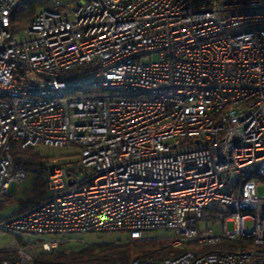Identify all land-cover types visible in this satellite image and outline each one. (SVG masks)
I'll return each mask as SVG.
<instances>
[{
    "label": "built area",
    "instance_id": "obj_1",
    "mask_svg": "<svg viewBox=\"0 0 264 264\" xmlns=\"http://www.w3.org/2000/svg\"><path fill=\"white\" fill-rule=\"evenodd\" d=\"M15 5L0 0V204L29 174L15 147L78 153L0 218L17 236L0 264L35 260L23 235L52 251L155 230L184 251L114 264H264V0H50L12 32Z\"/></svg>",
    "mask_w": 264,
    "mask_h": 264
},
{
    "label": "trees",
    "instance_id": "obj_2",
    "mask_svg": "<svg viewBox=\"0 0 264 264\" xmlns=\"http://www.w3.org/2000/svg\"><path fill=\"white\" fill-rule=\"evenodd\" d=\"M50 0H16V5L9 15V28L12 32L21 31L27 24H30L35 13L48 6ZM84 70L78 68L77 71ZM15 157L19 161H24L29 172L35 176V192L25 199H17L15 195L6 202L0 204L3 210L7 204L17 203V210L13 213L23 212L42 200L45 189L42 185V175L44 174V164L50 159L48 155L41 154L37 146L21 148L15 147ZM75 245L70 241L63 242L57 249L45 251L35 244L29 246L33 251L35 260L30 264H114L118 261H129L140 257L146 260H163L180 255L184 249L172 247L167 237L145 236L135 240H101L83 242L80 238ZM21 243L30 244L21 239ZM39 249V251H35ZM10 254L2 252V257Z\"/></svg>",
    "mask_w": 264,
    "mask_h": 264
},
{
    "label": "rangeland",
    "instance_id": "obj_3",
    "mask_svg": "<svg viewBox=\"0 0 264 264\" xmlns=\"http://www.w3.org/2000/svg\"><path fill=\"white\" fill-rule=\"evenodd\" d=\"M29 25V24H27ZM26 25V26H27ZM156 58V56H154ZM38 151L41 152L43 155H48L50 158L58 157L62 158V156L66 154H74L78 153L75 149H69V148H57V147H51L46 145H37ZM43 176V175H42ZM35 176L29 172L28 177L24 185L20 188V190L17 193V199H25L29 195L34 194L35 192ZM263 188H261L259 191L260 193H263ZM17 203H11L7 204L6 207L3 210H0V218L8 216L12 214L14 211H16ZM227 228L229 230L234 229L233 223L229 222L227 224ZM253 228V222L252 220L246 221V230L251 231ZM213 229L215 232H218L220 230V225L215 224L213 225ZM172 232L167 230H155L149 233L148 236L150 237H169L171 236ZM80 238H82L83 242H91V241H101V240H116L120 239L121 241H125L128 239H131L130 235L124 232H105V233H84L80 234L74 237L70 241L71 245H75ZM24 240L26 242L32 243V244H38L39 239L34 236H28L23 235L20 240ZM17 241V236L11 232H3L0 230V248L7 246V245H13ZM30 251H32L30 249ZM36 252L39 251V249L35 250ZM33 252V251H32Z\"/></svg>",
    "mask_w": 264,
    "mask_h": 264
}]
</instances>
